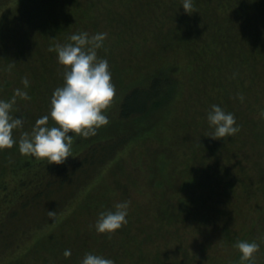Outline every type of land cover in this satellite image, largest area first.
<instances>
[{
  "label": "trees",
  "instance_id": "trees-1",
  "mask_svg": "<svg viewBox=\"0 0 264 264\" xmlns=\"http://www.w3.org/2000/svg\"><path fill=\"white\" fill-rule=\"evenodd\" d=\"M117 1L119 8L112 9ZM8 2L10 0H0V10ZM192 3L195 12L191 13L183 9L182 0H27L20 3L10 16L3 18L9 20L7 25L0 27V98H9L15 85H23L21 77L27 70L33 74L28 77L29 96L17 97L12 108L14 115L23 117V127L14 129V135L19 137L22 132L30 131L35 120L49 112L50 96L55 87L63 84L64 71L59 68L57 53L49 49V44L65 42L73 32L106 33L97 56H108L111 77L119 64L113 58L128 52L132 42L141 41L159 42L162 50L171 48L174 42L180 45L187 42L189 54L193 55L187 67L198 65L199 58L208 55L217 65L215 69L225 74L211 75L213 80H221L224 76L227 80L216 83L218 87L239 86L247 78L264 75V0H192ZM129 6L135 11L126 15L122 10ZM194 20L206 23L202 36L198 34ZM20 23L28 30L19 32ZM109 42L115 44L113 50H121L113 53ZM26 44L31 53L23 49ZM147 53L150 61L156 62L155 52L148 50ZM9 64L11 70L7 68ZM237 68L241 77L235 74ZM147 70L142 81L124 84L115 105L103 110L109 117L108 122L95 134L73 135L72 154L63 162L47 163L46 158L23 154L16 144L0 150V264H53L55 261L79 264L86 252L111 257L115 264H142L150 258L152 263L158 264L153 258V245H159L165 239H176L179 225L183 227L187 223L185 218H178V208L183 210L181 206H185V217H188L191 212H197L195 209H205L206 201L214 198L224 211L210 205L212 215L215 214V225L199 232L207 234L202 237V250L205 252L206 244L216 240L225 250V254L221 253L226 256L209 258L210 254H206L208 264H243L239 262L240 251L234 246L238 239L256 240L260 246L254 253V264H264V168L259 159L253 162L246 156L244 162L243 154L233 148L230 136L213 138L206 135L211 128L196 118V111L191 115L188 110L180 109L175 116L176 99L183 90L177 64L158 63ZM255 94L261 100L260 92ZM227 97L231 104L235 102V96L234 99L228 93ZM258 104L257 98V106L262 107ZM225 109L234 112L238 124L248 117L238 107L228 105ZM200 113L202 111L197 112ZM178 120L193 129V134L191 145L187 144L188 136L184 139L190 151L183 155V165L188 171L180 179L181 193L177 192V200L163 201L162 205L155 206L161 209L157 213L151 208L141 209L142 212L134 209L133 213L128 209L126 217L132 215L134 219H129L110 234L96 231L97 219L91 218L98 213L97 208L105 199L99 183L106 171L131 145L141 143L152 134L156 137L158 131L163 132L166 125ZM47 123L55 121L49 117ZM160 161V164L158 160L153 162L148 168L151 183L158 188L155 196L163 199L168 197V189L160 188L168 184V176L174 173L166 172L169 163H165L164 158ZM241 162L246 166L236 173L232 171ZM114 184L117 191L121 187L119 178H115ZM95 189L98 191L94 195L103 194L85 199V196L90 198ZM180 196L183 197L179 199ZM223 198L231 199V203L226 204L225 199L220 206ZM166 204L170 212L164 208ZM76 205L88 213V218L83 220L88 226L84 230L75 229V221L65 218ZM48 209H55V217H49ZM152 212H155L153 217ZM199 213L204 214L203 210ZM149 215L152 219H146ZM210 221L200 219L202 225ZM195 228L188 224L183 230L198 232ZM140 244L151 245L150 250L144 254L138 250L134 256V249ZM65 249H70L71 254L65 256Z\"/></svg>",
  "mask_w": 264,
  "mask_h": 264
},
{
  "label": "rangeland",
  "instance_id": "rangeland-1",
  "mask_svg": "<svg viewBox=\"0 0 264 264\" xmlns=\"http://www.w3.org/2000/svg\"><path fill=\"white\" fill-rule=\"evenodd\" d=\"M26 2L27 0H10L8 4L1 8L0 12L4 13L5 15L0 14V27H4L5 25H7V21H9L4 20V17L10 16L20 3ZM119 6L120 3L119 1H117L115 6H111V8L118 9ZM122 11H124L126 15H130L133 11H135V9L132 6H129ZM193 12H195V9L193 10ZM194 24L197 30H199L198 34L202 36V34L205 33L204 30L206 23H204V21L202 20H199V22L194 20ZM17 30L21 32L28 29L20 23V25L17 27ZM33 33H35L34 30ZM16 35L19 36V34ZM28 40L31 39L28 38ZM42 42H45V39ZM109 43L113 50V46L115 44L113 42ZM187 45H189L187 42H184V44L182 45L174 42L171 48L162 50L160 49L161 45L159 42H132L127 48V50H129L128 52H123L120 56L113 58L114 61L119 62L118 66L115 67L114 70L115 75L111 77V80L115 84V93L110 104L106 108L109 109L110 107H112L111 105H115V103L119 100L123 93L124 84L126 85L142 81L146 76V73H148L147 68H150L154 64L158 65V63L159 65H161L174 62L178 66V77L181 83H183V90L181 92L182 95H179L176 99V103L178 104L175 105V116L177 117L180 109L186 112L188 110V112H191V115H193V112L196 111V118L202 124L206 125L208 129H210L206 117L208 112L207 110H209L210 106L213 103L219 104L225 111H227L225 108L228 105L233 106V108L238 107L241 113L247 114L248 117L243 118L242 122L239 124L238 120L235 121V123L239 125V130L235 134L230 136V142L234 143L233 148H235L238 153L243 154V161L246 156L253 162L259 159L258 162L260 163V166L264 168V160H262L264 159V75H259L257 77L252 76L250 78H247V81L242 85L240 84L239 86L228 84L227 87H218L217 85H215L216 83H219L221 81L224 83L227 82V80L224 79L225 76L222 77L221 80L219 78L217 80H213V77L211 75L220 77L225 74L220 73L217 69H215V67H218L215 62L212 63V61H210L208 55L199 58L198 65L195 64L192 68L187 67V65L190 63L191 58L193 57L192 54H189ZM12 46L15 48L14 45ZM23 49L31 53L29 45L26 44ZM125 49L126 47L123 48V50ZM120 50L121 48H115L112 52L116 54ZM148 50H152L155 52L153 57H155L156 62L150 61V57L147 53ZM105 58H108V56H106ZM61 66L64 65L59 63V68L64 70ZM239 71L240 69L237 68L235 74H237L238 77H241L242 74L239 75ZM24 76L32 77L33 74L29 73V70H27L26 73H24ZM16 87L24 86L15 85V88ZM226 90H228L227 92L231 95L232 98L235 99L236 97V99L234 100L235 102L232 103L233 105L231 104L232 101L228 100V93L225 92ZM255 92H260L261 100L259 98V95L256 96ZM257 98L259 101L258 105L262 107L257 106ZM103 110L104 109H102V111ZM199 111H202V113L197 114V112ZM232 113L234 114L233 111ZM181 122H183V120H178L170 126L166 125L163 132L158 131L156 133V137H153L152 134L149 136V138L142 140L143 143L141 142L137 143L136 145H131L126 152H123L121 154V157L119 158L117 163H113L114 165L112 164L113 166L111 165L109 167V169L102 177V182L99 183V187L102 188V191L104 192L105 199L100 204V207L97 208L98 213L104 209L113 208L117 201L123 200L129 201L128 209L132 210V213L134 209L140 210V212H142L141 209L144 211L146 208H151L157 213L160 212L161 209H156L155 206H158L160 204L162 205L163 201L177 200V192L181 193L179 190V187L181 186L180 179L183 174L188 171V167L183 165V155L186 153H190V151L188 150V146L191 145L190 137H192L191 135L193 134V129L191 130L189 127H187V124H182ZM201 129L199 127V130ZM188 131L191 132L188 133ZM208 132H210V130ZM169 135L170 137L167 138ZM186 136H188L187 144L189 145L184 142V139L187 138ZM177 142L178 144L174 145ZM224 150L225 149H223V151ZM229 152L230 154H232V149H230ZM162 158H164L165 163H169V165L166 166V172L168 170H171L174 173L173 176H168V184H166L165 187L163 186L160 188L162 190L168 189L166 196L169 197L170 194L172 195V197H163V199L160 198V196H155L158 188H156L155 185L151 183L152 177L149 172L150 169L148 168L151 167L155 163V161L157 162V160V163L160 164V160H162ZM137 160L138 163H134V161ZM185 160H187V155L185 156ZM244 162H241L237 167L233 168L232 171L236 173L242 166H246ZM112 171L114 174L112 173ZM115 178H119L121 185V187L119 186V189L117 191L114 190L117 189L114 184ZM97 191V189L93 190L91 194L92 196L90 198L85 196V199L90 200L94 196L99 197L101 196V194H103V192H99V194L94 195V193ZM173 191H176V193H172ZM181 197L183 196H180L179 199ZM225 199L226 204L231 203V199L223 198V202L220 204V206L225 203ZM244 201L249 203L246 200ZM210 205L222 209L217 205V198L206 201L205 209H195L194 211L197 212H191L188 217H185V206H181L183 210H180V208H178V218H185L184 220H187V223H184L183 227L188 228V224L190 226L195 225L198 228H195L198 230V232H194L191 230L188 233L184 232L183 227L179 225L181 228L175 232L177 233L176 239H165L162 240L159 245H153V248H155V254L153 255V258L158 262V264H208L210 257L218 256L220 258H224V256H226L224 255L225 250L222 248V245L217 243L216 240L213 241V244H210L208 246L206 244L205 252L202 250L204 246L202 237L207 234L203 232H201L202 234H200L199 232L203 231L204 229H211L215 225L213 221L215 214L212 215L213 208ZM76 206H74L67 212V216L65 215V218L66 220L70 219L75 221V229L79 228L80 230H84L88 226L87 221L83 224V220H86L88 218V213L82 209L83 207L80 208L79 206ZM168 206L169 205L166 204L164 208H167L170 212ZM201 210H203L204 214L199 213L201 212ZM222 210L224 211V209ZM155 212H152V217L155 215ZM162 212L163 211H161V214ZM98 213L91 219L96 220L98 218ZM128 216L129 217H126L127 222H129V219H134L132 215ZM150 216L151 215L146 217V219L150 218ZM204 218H208L209 221H211L207 225H202V223H200V219ZM178 237L180 238L179 240ZM45 239L47 240V238ZM150 246L151 245L146 247L144 245L137 246L134 249V256L136 255V253H138V250H140L142 254H144L147 250H150L148 249ZM221 251L224 252V254H222ZM206 254H210L208 259H206ZM194 257H196L197 259L193 260ZM150 259L151 260H149L148 262L144 260L142 264H154L152 263V258ZM58 262L59 261H55L53 264H58Z\"/></svg>",
  "mask_w": 264,
  "mask_h": 264
},
{
  "label": "clouds",
  "instance_id": "clouds-1",
  "mask_svg": "<svg viewBox=\"0 0 264 264\" xmlns=\"http://www.w3.org/2000/svg\"><path fill=\"white\" fill-rule=\"evenodd\" d=\"M182 6L186 12L194 10L192 0H182ZM105 36V32L89 35L87 31H80L71 33L65 42L49 44V49L56 51L58 62L64 65L63 84L53 89L49 112L39 116L31 130L22 132L19 137L13 130L23 127V117L14 115L12 108L17 97L29 96L28 77H21L24 87L14 88L7 99L0 98V150L16 144L23 154L46 158L47 163H60L72 154L74 134L78 137L93 135L108 122L109 117L102 109L110 104L115 84L107 58L97 56ZM7 68L11 70V64ZM49 117L55 123H47ZM206 118L211 131L205 134L213 138L232 136L239 130L235 115L219 104L210 106ZM128 204L127 200L117 201L113 208L100 211L95 221L96 231L110 234L127 223ZM48 215L55 217V209H48ZM234 246L239 249V260L243 264H254V253L260 246L256 240L238 239ZM70 254V249L64 250L65 256ZM79 264H115V261L99 253L86 252Z\"/></svg>",
  "mask_w": 264,
  "mask_h": 264
}]
</instances>
